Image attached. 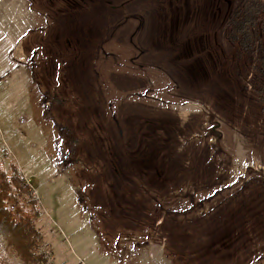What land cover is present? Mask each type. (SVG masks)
I'll return each mask as SVG.
<instances>
[{
    "label": "rangeland",
    "instance_id": "obj_1",
    "mask_svg": "<svg viewBox=\"0 0 264 264\" xmlns=\"http://www.w3.org/2000/svg\"><path fill=\"white\" fill-rule=\"evenodd\" d=\"M240 1L0 0V167L39 201L50 264H264ZM0 262L26 264L5 243Z\"/></svg>",
    "mask_w": 264,
    "mask_h": 264
},
{
    "label": "trees",
    "instance_id": "obj_2",
    "mask_svg": "<svg viewBox=\"0 0 264 264\" xmlns=\"http://www.w3.org/2000/svg\"><path fill=\"white\" fill-rule=\"evenodd\" d=\"M227 26V36L239 53L249 55L251 59L256 56L258 82L255 100L264 111V0H241ZM61 130L69 132L66 144L72 158H79V138L67 125ZM12 169L14 172L10 175L0 167V247L5 243L13 248L26 264H50L49 252L41 247L42 236L37 227L41 216L39 201L17 166L13 164ZM25 195L31 198L30 207L19 206Z\"/></svg>",
    "mask_w": 264,
    "mask_h": 264
}]
</instances>
